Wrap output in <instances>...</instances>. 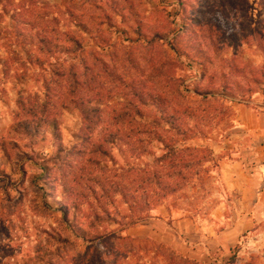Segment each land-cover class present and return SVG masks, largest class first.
<instances>
[{
	"label": "rangeland",
	"instance_id": "1",
	"mask_svg": "<svg viewBox=\"0 0 264 264\" xmlns=\"http://www.w3.org/2000/svg\"><path fill=\"white\" fill-rule=\"evenodd\" d=\"M111 2H0L4 10L0 15V146L13 143L20 150L11 153L12 164L0 149V223L5 226L20 224L32 234L34 225L60 229L56 201L48 196L50 189L40 176L44 164L55 163L52 159L58 158L59 150L83 149L81 115L71 103L75 97L93 99L104 120L110 121L136 93L143 100L163 96L175 107L198 105L194 85L207 90L212 78L214 89L227 85L234 90L240 84L244 92L255 90L251 81L264 73V53L258 43L259 38L264 43V0ZM75 22L87 33L76 29ZM68 28L82 42L83 51L45 59L38 51L39 39ZM177 30H181L178 36L195 32L191 43L205 52L204 71L198 65L201 61L191 62L171 51L169 42L175 40ZM182 40L186 45L188 38ZM44 61L43 71L36 64ZM70 69H76L82 81L88 79V87L76 86L64 76ZM255 92L248 91L246 103L229 98L216 104L229 108L222 113L217 109L204 135L186 144L210 148L215 163L206 164V171L122 234L138 240L134 244L145 262L164 254L160 245L190 264H264V87ZM30 108L37 109L41 119L56 120L59 143L45 126L34 140L17 130V123L32 120ZM154 147L159 151V144ZM30 155L39 163H32ZM102 176H114L111 164ZM15 240L9 243L0 236V245L7 244L14 253L7 261L10 264L14 259L28 260L45 246L34 235Z\"/></svg>",
	"mask_w": 264,
	"mask_h": 264
},
{
	"label": "trees",
	"instance_id": "2",
	"mask_svg": "<svg viewBox=\"0 0 264 264\" xmlns=\"http://www.w3.org/2000/svg\"><path fill=\"white\" fill-rule=\"evenodd\" d=\"M3 13L1 9V17ZM73 25L76 29L80 27V32L88 31L82 24L75 22ZM174 33L175 40L169 42L174 55L186 57L191 62L201 61L198 65L204 71L205 52L191 43L192 36L196 37L195 32L188 30L185 36L177 35L181 30ZM48 35H43L37 44L38 51L45 59L83 51L82 42L71 32V28ZM183 37L188 38L186 45L183 44ZM242 40L247 41L246 38ZM258 43L264 53V43L260 38ZM24 54L28 55L25 51ZM26 63L22 62L21 65L26 66ZM36 65L40 70L46 69L45 61ZM85 68L83 66V70ZM78 75L76 69H70L64 76L76 86L83 84L88 87V79L82 81ZM209 82L207 90L194 85L193 94L200 101L198 105L175 107L171 100L163 96L151 95L143 100L136 93L133 100L125 103L124 109L108 119L110 121L104 120L102 109L93 99L75 97L71 100L81 115L83 149L68 153L59 150L58 158L52 159L55 163L52 167L44 164L40 176L50 189L48 196L56 201L60 229L34 225L35 234H32L20 224L5 226L1 222L0 236L9 243L32 235L45 242L44 248L38 247L28 260L14 259L13 264H44L51 258L57 259L51 264H128L133 260L135 264H190L189 259L160 245L157 247L163 248L164 254L156 256L152 262H145L134 244L138 240L122 234L148 218L162 200L182 191L195 176L206 171V164L215 163L210 148L186 144L204 135V128L217 109L218 113H222L221 110L229 108L224 105L218 108V102L229 98L240 103L248 102V91L253 93L257 87H264V73L260 77L254 76L251 81L255 90L244 92L240 84H236L234 90L227 85L214 89V79L211 78ZM176 91L181 93L179 96L183 95L180 89ZM43 109L42 112H45ZM30 111L32 120L17 123V130L34 140L44 133L41 130L45 126L59 143L56 120L41 119L37 109L30 108ZM155 143L160 145L159 151L155 150ZM0 149L10 163L13 161L11 153L18 154L20 151L16 144L6 142H2ZM74 157L78 161L75 164ZM28 158L32 163H39L34 156ZM109 164L114 168V176L105 178L102 172ZM112 226L117 228L112 229ZM73 253L77 254L74 260ZM11 258H14L12 249L7 244H1L0 264H10L7 261Z\"/></svg>",
	"mask_w": 264,
	"mask_h": 264
}]
</instances>
